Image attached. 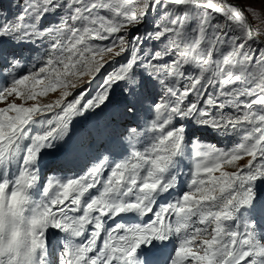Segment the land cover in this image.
I'll use <instances>...</instances> for the list:
<instances>
[{
  "label": "snow or ice",
  "instance_id": "obj_1",
  "mask_svg": "<svg viewBox=\"0 0 264 264\" xmlns=\"http://www.w3.org/2000/svg\"><path fill=\"white\" fill-rule=\"evenodd\" d=\"M161 5L148 38L166 46L142 54V39L122 33ZM17 7L0 20V264H264V231L241 217L264 204V54L249 45L259 28L248 19L264 23V10L231 0H18ZM113 35L111 45L96 43ZM46 39L50 53L27 73L22 53L5 47ZM124 53L89 97L84 78ZM114 86L121 99L112 123L123 128L126 154L98 156L79 175L42 177L45 152L69 135L74 118L112 103ZM58 90L53 102L26 105ZM188 123L240 139L230 148L205 144ZM186 155L189 179L168 199L181 186ZM50 230L64 233L58 253Z\"/></svg>",
  "mask_w": 264,
  "mask_h": 264
},
{
  "label": "rangeland",
  "instance_id": "obj_2",
  "mask_svg": "<svg viewBox=\"0 0 264 264\" xmlns=\"http://www.w3.org/2000/svg\"><path fill=\"white\" fill-rule=\"evenodd\" d=\"M235 1L240 3L242 6L246 4H252L256 9L264 10V0ZM214 2H216V0H214ZM17 3L18 0H0V20H3L5 18L11 19L19 11ZM163 7L164 6L161 5L159 8H153L151 11H149L147 18L143 22L137 24L135 27H132L128 32L122 33L126 38L133 40L134 43L135 40L133 38L140 37L142 39V47L144 50L142 54H147L148 52L153 51L154 49H163L166 46L167 41L164 39L155 40V38H148L149 34L153 33L156 29V21L160 18L163 12ZM170 8L173 12L178 10L177 6L175 5H171ZM203 10L207 9H202V11ZM214 15L219 16V14ZM248 18L254 28H259L258 36H260L264 40V23L258 24L257 21L252 20V17L250 15L248 16ZM55 19V17H49L46 23L55 22ZM261 20H264V15L261 16ZM115 40L116 35H113L109 40L97 41L96 43H98L100 46H107L111 45ZM249 45L256 52L257 57L264 54V44L260 43L258 40L255 39L249 41ZM5 47L10 51L14 50L17 53H22L20 68H22L25 73L31 71L34 66L38 65L39 61L47 58L46 54L50 53L49 40L37 41L34 43L25 41L24 44L18 46H14L12 43H8L5 45ZM47 50L48 53H46ZM128 56L129 53H124L123 55L113 59L110 63L105 65V67L101 70L99 74L95 76L94 79L91 77L84 78L85 81H90V83H85L83 89L87 92L89 97L95 95V92L98 90L99 86H101L106 75L113 69L118 67L120 64L124 63ZM136 71L137 73H140L142 69L138 67ZM0 83H3V81L0 80ZM78 91L79 89H77V92ZM160 91H162V89L157 86L155 92ZM59 94V90L57 92H50L47 96L38 97L37 101H26V105H31L34 102L50 103L55 101L59 97ZM75 94L76 93L74 92V95ZM71 98L72 97H69V99ZM9 99L10 101L14 100L16 103L22 102L20 99H17L14 95ZM120 99V88L114 86L112 92V103L106 106H102L99 110H96L95 112H89L82 117L74 118L72 124L70 125L69 135L65 137L63 141H57V146L52 149H48L46 151L47 153L45 152V154L43 155V160L41 159L40 163V166L43 167L41 170V176L45 177L56 175L59 177L79 175L87 168L91 167V165L95 162L96 157L98 156L102 157L103 155H108L110 159H118L125 155L126 150L128 149V141L124 137H121L119 135V133L123 131V128L120 127L118 123H112V117L114 115H116L119 120V108L116 105L120 101ZM4 106V103H0V107ZM202 107L206 108L209 112L215 111L208 105H202ZM146 118L147 117L145 111L141 110L138 114L137 122L143 125ZM41 127L42 125L38 124L34 126L33 130H39ZM187 128L190 136L198 138L202 143L214 145L219 148H230L240 139L239 134L233 133L231 129H229L227 133H225L224 131L217 132L211 129L210 127H201L192 123H188ZM148 138L149 137L147 136L143 137L139 141V143H143ZM54 155L58 156L57 161H55L51 166H49L50 169L48 170V167L46 166L52 162V159L54 157H51ZM61 162H66L67 167L65 168V170L56 169L57 166H60ZM188 163L189 158L186 155L183 163H181L180 166L183 173V175H181L180 177V181L182 182L181 186H184V182L189 179V177L187 176L189 169L185 167V165ZM227 170L232 171L233 169L231 167H227ZM43 172L46 173L43 174ZM261 187H264V185H261ZM177 192L178 190L172 193L171 196H176ZM263 212L264 204L258 203L255 208L242 209L241 217L254 221L256 225L258 224L259 227L263 229L264 219H261V216L264 215ZM258 225L257 228L259 229ZM57 231H52V234L54 233L55 236L54 241H57V245L55 246V248H58L60 244V240L57 236L61 233H58Z\"/></svg>",
  "mask_w": 264,
  "mask_h": 264
},
{
  "label": "bare ground",
  "instance_id": "obj_3",
  "mask_svg": "<svg viewBox=\"0 0 264 264\" xmlns=\"http://www.w3.org/2000/svg\"><path fill=\"white\" fill-rule=\"evenodd\" d=\"M47 40V39H46ZM44 44V43H43ZM45 48V47H44ZM46 49H47V46H46ZM44 53V52H43ZM46 53H48V50L46 51ZM45 57V56H44ZM107 69V68H106ZM87 81V80H86ZM56 97V96H55ZM46 100V99H45ZM42 101V100H41ZM27 104V103H26ZM106 123V122H105ZM89 137V136H88ZM72 139V138H71ZM60 147V146H59ZM58 150V149H57ZM86 151V150H85ZM83 152V151H82ZM47 153V152H46ZM50 154H52V153H50ZM56 155V154H55ZM55 155L54 156H52L51 158H53V157H55ZM90 155V154H89ZM62 159V158H61ZM43 160V159H42ZM41 163V162H40ZM50 163V162H49ZM47 164V163H46ZM41 167V166H40ZM45 168V167H44ZM63 168H65V167H63ZM47 170V169H46ZM65 170V169H64ZM73 176V175H72ZM188 176V175H187ZM181 179V178H180ZM184 179V178H183ZM182 183V182H181ZM181 190V188H179V191ZM174 193V192H173ZM260 204V203H259ZM258 208V207H257ZM264 213V212H263ZM262 217H264V215L262 216ZM257 218V217H256ZM264 219V218H263ZM256 221V220H255ZM257 230V232H259V229L257 228L256 229ZM55 231H57V230H55ZM54 230H53V232H55ZM58 233H61L60 235H58L57 237L59 238L60 236H64V233H62V232H60V231H57ZM51 237V242H53V244H54V246H56L57 245V241L55 242L54 241V239H55V236H54V233H53V235H51L50 236ZM63 242V240H60V243H62Z\"/></svg>",
  "mask_w": 264,
  "mask_h": 264
},
{
  "label": "water",
  "instance_id": "obj_4",
  "mask_svg": "<svg viewBox=\"0 0 264 264\" xmlns=\"http://www.w3.org/2000/svg\"><path fill=\"white\" fill-rule=\"evenodd\" d=\"M231 2L232 3H235V4H240V3H238L237 1H235V0H231ZM241 5V4H240ZM249 19V18H248ZM256 40H258L260 43H261V41H264L260 36H258L257 35V37H256ZM262 44H264V43H262Z\"/></svg>",
  "mask_w": 264,
  "mask_h": 264
}]
</instances>
